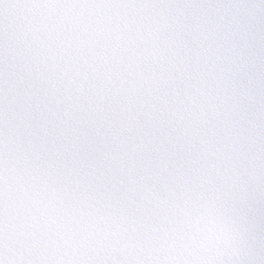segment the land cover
Segmentation results:
<instances>
[{
	"label": "snow or ice",
	"instance_id": "obj_1",
	"mask_svg": "<svg viewBox=\"0 0 264 264\" xmlns=\"http://www.w3.org/2000/svg\"><path fill=\"white\" fill-rule=\"evenodd\" d=\"M0 264H264V0H0Z\"/></svg>",
	"mask_w": 264,
	"mask_h": 264
}]
</instances>
